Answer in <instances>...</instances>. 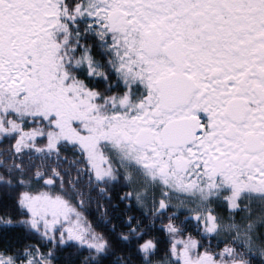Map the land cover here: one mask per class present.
Here are the masks:
<instances>
[{
    "label": "flooded vegetation",
    "instance_id": "obj_1",
    "mask_svg": "<svg viewBox=\"0 0 264 264\" xmlns=\"http://www.w3.org/2000/svg\"><path fill=\"white\" fill-rule=\"evenodd\" d=\"M16 1L0 0V32L27 5ZM52 1L54 53L104 74L105 138L134 156L137 181L208 189L213 211L228 200L238 225L264 232V0ZM110 157L112 177L127 175ZM72 246L39 242L27 251L36 258L17 261L0 244V264H75ZM110 248L76 264H122Z\"/></svg>",
    "mask_w": 264,
    "mask_h": 264
},
{
    "label": "rangeland",
    "instance_id": "obj_2",
    "mask_svg": "<svg viewBox=\"0 0 264 264\" xmlns=\"http://www.w3.org/2000/svg\"><path fill=\"white\" fill-rule=\"evenodd\" d=\"M22 1L27 4L22 10L13 9L5 22L1 20L6 27L2 29L4 33L0 32V139L17 134L19 145L37 147L39 151L56 150L63 142L76 144L87 153L95 174L102 179L114 176L112 168L107 171L105 167L108 153L113 167L126 169L133 182L132 196L140 206L153 210L162 203L188 211L206 222L216 236L235 238L248 251L264 258V246L248 228L214 214V198L208 189L169 183L154 188L148 181H137L131 171L137 165L134 156L120 151L109 136L105 138V93L91 90L65 72L62 60L66 57L61 59L54 53V20L58 13L53 1L41 7H35L34 0ZM14 114L22 122L15 120ZM29 117L42 118L44 123L40 121L37 128L24 130ZM45 137V144H38ZM21 203L28 209L31 225L41 231L46 241H74L89 250L104 243L79 209L63 197L26 192ZM195 244L175 236L176 264H229L223 257L219 256L218 261L213 254L197 252ZM149 247L143 245L145 249Z\"/></svg>",
    "mask_w": 264,
    "mask_h": 264
},
{
    "label": "trees",
    "instance_id": "obj_3",
    "mask_svg": "<svg viewBox=\"0 0 264 264\" xmlns=\"http://www.w3.org/2000/svg\"><path fill=\"white\" fill-rule=\"evenodd\" d=\"M62 61L65 72L91 90L101 91L104 74L88 75L85 59L82 65L78 58L66 57ZM87 61L94 62L98 68L103 65L99 57ZM13 118L22 122L18 114ZM40 121L44 123L42 118L29 117L27 126L21 128L32 130ZM46 138L38 144H45ZM48 180L51 183H47ZM26 192H48L65 198L79 209L101 239L111 245L108 252L115 258L121 256L122 264H176L175 236L196 242L194 249L197 252L213 254L218 261L220 256L229 264L232 260L237 264H264L256 252L248 251L235 238L216 236L206 222L188 211L168 206L164 210L146 212L132 196V186L125 173L118 177L98 178L89 156L76 144L63 142L56 150L39 151L37 147L19 145L17 134L0 139V244L9 249L13 260L36 258V252L27 251L36 243L47 242L41 231L33 228L28 209L21 203ZM225 196L227 200L226 194L220 195L218 200ZM214 212L227 219L233 217L228 200L224 208L218 203V210ZM257 229L253 234L264 245V232ZM68 243L73 245L75 264L89 259L92 250L74 241ZM145 244L150 247L143 248Z\"/></svg>",
    "mask_w": 264,
    "mask_h": 264
}]
</instances>
